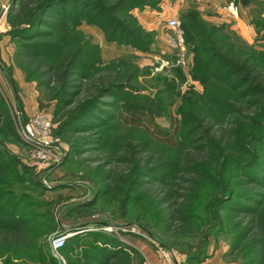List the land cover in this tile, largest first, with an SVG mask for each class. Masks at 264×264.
Returning <instances> with one entry per match:
<instances>
[{"label": "rangeland", "instance_id": "374dc122", "mask_svg": "<svg viewBox=\"0 0 264 264\" xmlns=\"http://www.w3.org/2000/svg\"><path fill=\"white\" fill-rule=\"evenodd\" d=\"M45 1L0 0V198L32 216L29 227L0 228V264H63L50 238L99 222L112 227L81 230L82 239L68 243L81 264L91 252L87 233L123 252L111 264H142L147 249L174 264L154 241L175 264L202 252L210 255L198 264H262L254 258L264 260V252L256 257L250 247L264 226V96L251 88L264 90V0H232L240 26L231 14H201L204 37L191 41L192 16L170 15L162 0H57L43 9ZM169 18L181 37L166 26ZM195 56L213 59L212 72L229 74L232 87L191 73L201 66ZM220 57L237 58L242 70L230 74ZM129 106L144 107L169 132L176 118L177 146L122 122ZM227 156L250 159L235 171ZM186 159L216 179L191 171ZM258 163L260 177L251 178L247 170ZM189 194L196 199L187 210L191 201L178 195ZM177 202L181 220L173 218ZM29 245L44 256L29 259Z\"/></svg>", "mask_w": 264, "mask_h": 264}, {"label": "trees", "instance_id": "16d2710c", "mask_svg": "<svg viewBox=\"0 0 264 264\" xmlns=\"http://www.w3.org/2000/svg\"><path fill=\"white\" fill-rule=\"evenodd\" d=\"M57 0H46L40 7H43V9H45L46 7H48L50 4L54 3ZM185 14H187L188 16H192L190 22L188 23L189 29H188V34L187 36H189V40H194L196 36H201L204 37L202 35H200L198 33V31L200 29L204 30L202 24L204 23L201 17V13L195 11V10H188L183 12ZM200 28V29H199ZM202 30L200 32H202ZM197 39V38H196ZM218 55V54H215ZM194 63L197 65L198 62L201 64L200 67L196 68L195 70L192 69L191 73H193L196 77H200L203 76V74H200L197 72V70H199L200 72L205 71L204 75H205V80L208 81L209 78L211 76H214V80H216V83H221L226 85L228 88L232 87L231 86V81L234 82L235 80H232L229 78V74L225 73H213L212 72V68L210 65H212V61L213 59L208 60L207 59L204 60L203 62H200L197 59V56H195V59L193 60ZM220 63L223 67L230 69V74L236 75V70L240 71L242 70L243 66L238 64L237 58H233V59H228V58H224V57H220ZM196 73V74H195ZM211 73V74H210ZM208 75V76H207ZM209 83V82H207ZM251 90H259L254 92L255 96L258 95H262L264 96V90H262V88L260 86H256L254 85V87L251 88ZM234 98L244 101L245 97L244 95H240L239 93H234ZM148 100H143L141 102L142 105L146 104ZM257 105H259L260 103L257 102ZM227 106V103L225 104V107ZM260 108L255 107V112L259 111ZM258 112V113H259ZM256 115V113H254ZM239 117H241L239 115ZM121 120L122 122H124L127 125H131V126H135L140 128L144 135L152 142L157 143V144H161V145H166L168 147H175L178 144V138L176 137V134L178 133V131L180 130V122L176 119V118H172L173 121V127L172 130L166 131L163 128L159 127L157 125V123L154 121L152 115L150 114L149 111H147L144 107H125L123 109V113L121 115ZM240 120H235L233 125L235 124V127L237 128H243L242 124L239 123ZM243 122V121H242ZM229 131V130H228ZM229 133L231 134V136L235 135L239 137V135L237 134V132L235 130H233V135L232 133L229 131ZM262 139V138H261ZM260 139V141H261ZM241 148V152L245 153L247 152V148H245L244 145L240 146ZM239 153V151H238ZM258 156H254L248 161V159H244L242 161H240L237 158H233L231 156H227L225 157L223 160H226V163H230V165L232 164V169H234L235 171H238V168L244 167L245 165H243L242 163L245 161H248V165L254 164L257 162V158ZM186 161H188L186 159ZM189 165L191 166L190 170L194 171L195 173L204 176V177H208L211 178L213 180H215V174H208L207 171H205L194 159H190L189 161ZM158 165V164H157ZM159 165H164L165 167H167V169H169L170 167H174V165H172L169 162H163V163H159ZM247 165V164H246ZM158 166V167H161ZM261 165L258 163L256 166H254L256 168V170H247L248 174L250 173V177H254V178H258L260 177V173H261ZM143 173H145L144 171L140 173V178L143 175ZM214 173H216L214 171ZM238 173V172H237ZM237 173L233 172V175H237ZM257 180V179H256ZM255 181V180H254ZM259 181V180H258ZM261 186H264V183L261 184ZM195 193V192H194ZM198 193V192H197ZM193 195V194H192ZM192 195H186V196H179L181 198H186L188 201H191L189 204V208L187 207V210L189 209H194V205L192 204L194 201V199H196V196L194 194V196ZM21 197V196H19ZM186 200V201H187ZM223 200V199H222ZM222 200H218L220 202H222ZM220 202L217 204V206H215L213 203L212 205H214L215 211L217 214L218 211V205L220 204ZM240 205H243L244 202L242 201H238ZM181 204L179 202H177V207L173 210V218L179 219L181 220L182 218H180V206ZM207 205V206H206ZM206 211L207 213L209 212V207L210 204L206 203ZM204 208V210H205ZM237 210V209H236ZM239 212V210H237ZM212 212V211H211ZM257 211H253V213H256ZM242 213V212H241ZM211 214V213H210ZM209 217V216H208ZM32 216H28V214H25V211H21L18 202L16 201L15 203L9 202V204L3 202V200H1L0 198V228L1 229H9V230H18V228L20 229L21 227L24 228V226H28L32 223L31 222ZM264 224V223H263ZM22 229V228H21ZM259 237L260 241H257L256 243L253 242L252 247H250V253H254L257 257V255H261L260 253L264 252V226H262L259 230ZM42 233L44 232H40L38 233L36 236H40L42 235ZM83 235L81 233H74L71 236H69L65 243L64 246L60 249V254L63 253V255L66 256V260L64 261V264H81L82 261H78V260H74L73 257H71L68 252H70L72 249L70 246V244H68L70 241L72 240H79L82 239ZM84 236H86L85 242L89 244V246L91 247V252L85 251L83 253V257L86 260V264H111L115 259H119L122 258L121 256H123V252L118 251L117 249L112 248L113 245H111L110 241H107V239L102 240L99 236H97L96 234L93 233H87L84 234ZM83 239V240H84ZM100 240V241H99ZM118 245H121V242L117 243ZM115 244V245H117ZM114 245V246H115ZM262 247V248H261ZM28 254L26 256L29 257V259H33L34 262L40 260V258L42 256H44V253L40 252V249L35 245H29L28 246ZM208 252H202L200 255L198 256H194L192 258H190V260H188V263L193 264V263H200L201 261H203V259H205V257L208 255H210ZM264 254V253H263ZM201 256H204L203 258ZM256 259L261 260V262H263L262 264H264V260H262V256L261 257H257L254 258V260L256 261ZM84 263V262H82Z\"/></svg>", "mask_w": 264, "mask_h": 264}, {"label": "crops", "instance_id": "0c3cea01", "mask_svg": "<svg viewBox=\"0 0 264 264\" xmlns=\"http://www.w3.org/2000/svg\"><path fill=\"white\" fill-rule=\"evenodd\" d=\"M165 2V10L170 12V15H178V13L185 12L188 10H195L201 13L203 16L208 18H223L224 16H229L231 14V20L236 22V26H240L238 22V8L236 5V16H234L231 11L227 9V5L232 0H162ZM155 255H154V254ZM144 260L149 261L151 264H161L159 256L152 249H147L146 252H142ZM210 259V258H209ZM208 261V262H207ZM211 263L209 260H205L202 264ZM206 263V264H207Z\"/></svg>", "mask_w": 264, "mask_h": 264}, {"label": "built area", "instance_id": "2783aa9c", "mask_svg": "<svg viewBox=\"0 0 264 264\" xmlns=\"http://www.w3.org/2000/svg\"><path fill=\"white\" fill-rule=\"evenodd\" d=\"M227 8L229 11H231V13L236 16V7L233 3V1H231L228 5H227ZM178 21L176 18H169L168 20H166V26H169V27H172L174 30H176V32L178 33V36H180V30L178 28ZM181 37V36H180ZM46 126V124L44 125ZM75 232H61V233H57V234H54L50 240H49V243H50V249H51V252L53 254V256L58 259L60 257V249L64 246V243L66 241V239L71 236L72 234H74ZM158 249H160L158 247ZM161 250V249H160ZM162 251V250H161ZM162 255L164 258L167 259V261H169V263L171 262L170 259L168 258V256L162 251ZM61 261L63 262V259H61ZM64 264V262H63ZM142 264H151L149 261L147 260H144L142 262Z\"/></svg>", "mask_w": 264, "mask_h": 264}, {"label": "water", "instance_id": "95a60500", "mask_svg": "<svg viewBox=\"0 0 264 264\" xmlns=\"http://www.w3.org/2000/svg\"><path fill=\"white\" fill-rule=\"evenodd\" d=\"M63 159V158H62ZM63 160H61V162H59L58 164L62 163ZM57 164V165H58ZM94 226H97V227H108L109 229L112 227V224H109L107 222H99L98 225H93V224H86V223H83L77 227H73L72 230L70 231H73L75 233H78L80 232L81 230H91L94 228ZM150 236H152V238H154V235L153 234H150ZM156 243V245L168 256V258L173 262V261H176V257H175V254L169 249L167 248L163 243L159 242V241H154Z\"/></svg>", "mask_w": 264, "mask_h": 264}, {"label": "bare ground", "instance_id": "6f19581e", "mask_svg": "<svg viewBox=\"0 0 264 264\" xmlns=\"http://www.w3.org/2000/svg\"><path fill=\"white\" fill-rule=\"evenodd\" d=\"M173 263L175 264V261H173Z\"/></svg>", "mask_w": 264, "mask_h": 264}]
</instances>
